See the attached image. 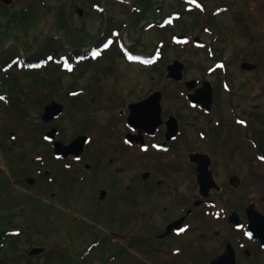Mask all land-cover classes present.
Returning a JSON list of instances; mask_svg holds the SVG:
<instances>
[{"label": "flooded vegetation", "instance_id": "obj_1", "mask_svg": "<svg viewBox=\"0 0 264 264\" xmlns=\"http://www.w3.org/2000/svg\"><path fill=\"white\" fill-rule=\"evenodd\" d=\"M16 1L0 0L3 35L15 36L17 15L28 22L19 41H0V53L7 50L0 114L3 124L27 125L19 140L14 130L8 136L24 151L0 144L10 168L0 175H28L25 183L38 188L31 208L44 219L65 212L68 230L82 234L95 232L81 218L93 213L91 221L115 232L103 241L120 240L115 252L125 264L133 262L135 241L140 264H264V0L254 7L250 0L235 7L218 0H71L73 8L89 6L76 14L82 20L90 13L100 32L63 20L58 40L44 41L48 47L38 52L34 41L26 53V32L46 16L47 3L27 0L16 9ZM153 28L158 38L146 47L144 34ZM15 52L43 62L40 81L18 73L36 90L25 92L23 116L16 113ZM52 103L63 110L45 118ZM77 139L57 152V142ZM131 229L137 233L128 245Z\"/></svg>", "mask_w": 264, "mask_h": 264}, {"label": "rangeland", "instance_id": "obj_2", "mask_svg": "<svg viewBox=\"0 0 264 264\" xmlns=\"http://www.w3.org/2000/svg\"><path fill=\"white\" fill-rule=\"evenodd\" d=\"M242 1L245 2L248 0H242ZM258 1L259 0H250V2H247V3L249 7H254V6H257ZM25 3H27V0L26 2L24 0L16 1L15 3L16 9L22 7L23 5H25ZM46 3H47L46 7L48 9L47 14L46 16L42 18L40 23H38L37 25L33 23V27L29 28L28 32H26L27 37H28L27 39L28 41H31V45L29 47L21 46L20 47L21 53H24V52L26 53V51L32 49L33 48L32 45H35L34 41H37L40 35H42L44 32H52V31L56 32L57 30L59 31V28H63V25L65 24L63 23V20L67 21L65 25H68L69 28H74V25L76 27L84 25L90 31L91 34L96 31L95 33L97 35L100 32V24L92 20L90 13L87 14L82 20L78 18V15L76 14V11H75L76 7L89 8V6L87 4H83L82 1H80V4L74 6V8H73L71 0H46ZM58 4L63 5L65 9H59ZM48 5L52 7L50 8L48 7ZM213 5L214 3L212 1L208 6L210 7ZM233 5H234L233 7L236 6V4H233ZM167 8H168V5L167 6L164 5V9L166 10ZM59 13L62 14L63 16L59 15ZM153 17L155 18L157 17V15H153ZM0 21H1L0 23H5V21H7V16L1 15ZM16 31H18L17 27L15 29V32ZM159 32L160 30H158L157 28H153L145 32L144 37H143V42H145L146 47H152V44L150 41L157 40ZM23 35H24V32H22L21 30L20 32L21 38ZM62 37L65 38L64 35H62ZM91 42L92 40L90 37L87 40V42L84 43L86 45L84 46L86 52H88L87 47H88V44H90ZM41 43H39L38 46H36V50L37 49L39 50V47H42ZM67 48H70V47L67 46ZM64 50H62L61 53H67ZM114 51L117 53V50L113 48L110 50L108 55L113 53ZM30 54L32 55V53ZM100 61L101 63L103 62L102 64L100 63V65H103L104 64L103 59ZM15 70H17V68H15ZM69 77L70 76H65V79L69 81L70 79ZM22 81H24L26 88L29 87V90L25 91L23 88L24 91L21 93L22 94L21 103L19 102L18 105L20 106L18 107V109H16L17 110L16 113L17 114L20 113L23 116L24 112H21V111L22 110L25 111V108H24L25 92L28 93L29 95L30 93L36 92V90L34 88V84L32 86L29 85L32 83L31 80L24 79ZM38 106L39 105L35 106V108L37 107V109L34 108L35 110L33 109L34 110L33 113L31 110L32 118L35 121L34 124L35 123L38 124V117H39L38 111H40V108ZM2 115L3 114H0V123H1L0 124V144L2 143L5 148L10 149L11 151H14V153L24 151V149H22L21 147H18L17 142H13L12 138H9L8 135L12 130H14L15 137L13 139H16V138L18 139L22 137L25 132V127L27 124H25V121H23L22 119H16V120L10 119L6 124H3L4 122H3ZM63 125H64L65 130H67L69 134L73 132V126L70 123H64ZM2 149L3 148L0 146V166H1L0 169L7 171L8 169L10 170L7 164L8 158L5 155H3L5 150H2ZM9 173H10L9 175L6 174V175H0V176H4V177L8 176L10 180L12 179L14 181L13 182L14 184H12V187L10 188L11 189L10 196H11V199L13 200L12 202L16 204L15 209L22 210V211L26 210L25 212L26 216L19 217L18 219L19 222L20 223L30 222L27 216L36 215V216H33L34 219L36 220V222L41 223L40 232L35 231L33 233V239L35 240V242L32 243L33 245H30V243H27V242H24L21 244L24 252H29L30 249L34 246H41V247L52 248V249L58 248L60 250H68L67 255L69 254L70 256H76L80 250L86 251L88 255L85 257V259H82L81 264H106L105 260L110 258L115 253H117L115 251L119 249L120 240L111 239V241L108 240V242L103 241V238L105 237H108L110 235H112V237L115 236V232L110 231L107 228V225H105V223L99 222L98 220L91 221L90 217L93 215V213H91L90 215H88V213H83V215L84 214L87 215V217H85L82 215L81 212L80 214H77L79 211L77 210V213L73 215H78L77 218H79V216L80 217L83 216L81 217L82 219H90L91 225L92 224L94 225V229H93L95 230L94 233L88 232L86 234H82L80 232L81 229H72V228L69 232H67L69 225L65 219H67L68 215L65 212H62L61 210H59V212L61 211L64 214V216L58 212V215H56V213H53V216H49V218L44 219L43 213H39V211L36 212L35 210L32 211L31 207L33 203L29 200V197L37 193V189H38L37 186L36 185L31 186L25 183V177L28 176L26 174H24L26 176H22L21 174L15 175L12 172H9ZM0 174H2L1 171H0ZM44 195L45 197L52 198L51 196L52 192H49L48 194H44ZM79 221L81 220H78V222ZM136 233L137 231L135 229L133 230L131 229L128 231L127 233L128 245H130V241H131L130 239L133 238V236H135ZM96 242L100 243L101 246L96 245L95 244ZM136 244H137L136 241L132 242V245H131L132 250L128 252L129 257H131L133 260L131 264H140L142 260L140 258L141 256H138L140 252L137 249ZM142 257L145 258L144 256ZM128 259L130 260V258ZM125 262L123 263L122 257L119 256L118 259L111 261L110 264H125ZM126 264H130V262L128 261Z\"/></svg>", "mask_w": 264, "mask_h": 264}, {"label": "trees", "instance_id": "obj_3", "mask_svg": "<svg viewBox=\"0 0 264 264\" xmlns=\"http://www.w3.org/2000/svg\"><path fill=\"white\" fill-rule=\"evenodd\" d=\"M218 1L220 5L224 7H233V4L235 3V0ZM48 7L51 8L52 6L48 5ZM58 8L65 9L63 5H59ZM59 15L63 16L60 13ZM16 23L18 31L15 32V36L8 34L3 35V29L2 27H0V41L3 42L6 36H8V39H12L15 41H19L21 39L20 32L24 28V26H26L25 24H28V22L25 20L24 15H17ZM2 24L3 23H0V25ZM64 27L67 29L66 26ZM57 39L58 38L54 36H48L45 41ZM1 45L0 50L2 49ZM14 47L16 46L14 45ZM42 47L47 48L48 46L42 44ZM6 55L7 50L1 53L0 67L5 64L4 62L6 60ZM14 55L15 57H19V54L17 52H15ZM37 57L38 55L24 61L19 57V60L15 61V65L19 66L16 76L15 78H13V81L15 82V98L17 102L20 101L19 98L22 95L21 93L23 92V88H25V83L22 80L27 79V77L25 76H22L20 74L18 75V73H20L19 71H21V73H25L26 76H29L30 78H38L37 81H40L39 73L40 71H42V69L36 67L28 68L27 66H25V64L31 65L33 62L38 60L39 58ZM22 61L24 62V64L20 66L19 63ZM18 104L19 103L16 104V109H18V107L20 106ZM11 187L12 183L10 182V179L5 178L4 176H0V264H81L82 259H85V257L87 256L86 251L80 250L77 255L75 254L76 256L67 255L68 250H62L61 252L58 248H47L46 251L42 254L34 256H31L29 252L23 251L21 244L27 242L30 243V245H33L32 243L35 242V240L33 239V233L35 231L40 232L41 223L36 222L34 217L31 216H27L30 222H19V217L26 215L24 212L17 211L15 209L16 204L12 202L13 200L10 196ZM37 211H39V213H43L39 209ZM118 257L119 254L115 253L110 258L106 259L105 262L106 264H110L111 261L118 259Z\"/></svg>", "mask_w": 264, "mask_h": 264}, {"label": "water", "instance_id": "obj_4", "mask_svg": "<svg viewBox=\"0 0 264 264\" xmlns=\"http://www.w3.org/2000/svg\"><path fill=\"white\" fill-rule=\"evenodd\" d=\"M3 1L8 3V4H10V3H12L13 0H3ZM45 36L46 35L42 36L40 38V40L43 39ZM62 110H63L62 105H60L58 103H52V104L47 106L45 118H46L47 115H49V117L58 115V114H60L62 112ZM77 142H79V139L75 140L73 143H71L69 145H64L61 142H57L56 143L57 152L72 149L73 147L76 146ZM44 251H45V247L36 246V247H33L31 249L30 255H38V254H40V253H42Z\"/></svg>", "mask_w": 264, "mask_h": 264}, {"label": "snow or ice", "instance_id": "obj_5", "mask_svg": "<svg viewBox=\"0 0 264 264\" xmlns=\"http://www.w3.org/2000/svg\"><path fill=\"white\" fill-rule=\"evenodd\" d=\"M193 2H195V0H193ZM94 55H95V53H94ZM130 58L131 59H138L137 57H132V56H130ZM68 67L71 68L72 66L68 65ZM261 159H264V157H261ZM217 215H219V214L217 213ZM249 235H251V234H249Z\"/></svg>", "mask_w": 264, "mask_h": 264}]
</instances>
